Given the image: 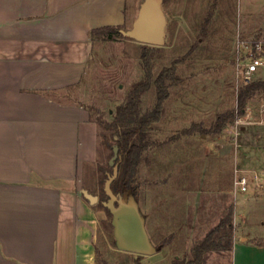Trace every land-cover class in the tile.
Returning a JSON list of instances; mask_svg holds the SVG:
<instances>
[{
	"label": "rangeland",
	"instance_id": "374dc122",
	"mask_svg": "<svg viewBox=\"0 0 264 264\" xmlns=\"http://www.w3.org/2000/svg\"><path fill=\"white\" fill-rule=\"evenodd\" d=\"M142 2L127 0L128 14L133 15L122 30L130 29ZM163 12L164 43L151 57V75L154 80L174 67L175 80H166L168 97L159 121L148 131L149 146L139 157L133 185L151 244L165 246L153 255L140 256V264L187 261L192 246L230 208L233 236L236 230L264 242V95L248 101L245 116L220 134L200 132L211 131L218 115L236 108L237 92L244 84L236 43L260 41L264 46V0H167ZM143 47L124 37L114 42L96 40L81 85L63 94L65 101L83 105L101 124L97 164L91 175L84 176L82 188L99 199L98 168L107 170L113 156L105 138L110 134L107 125L132 87L144 79ZM261 73L264 76V64L252 81ZM155 104L152 87L141 97L139 117L152 113ZM190 129L192 134H182ZM239 175L249 180L244 193L233 185ZM92 207L103 213L96 230V264H134V254L115 247L111 217L98 204ZM262 260L255 250L238 246L232 252L209 254L204 264H263Z\"/></svg>",
	"mask_w": 264,
	"mask_h": 264
},
{
	"label": "crops",
	"instance_id": "0c3cea01",
	"mask_svg": "<svg viewBox=\"0 0 264 264\" xmlns=\"http://www.w3.org/2000/svg\"><path fill=\"white\" fill-rule=\"evenodd\" d=\"M130 15L127 0H0V264H96L103 213L81 192L98 126L63 94L83 81L90 32ZM238 246L264 264V242L234 230Z\"/></svg>",
	"mask_w": 264,
	"mask_h": 264
},
{
	"label": "trees",
	"instance_id": "16d2710c",
	"mask_svg": "<svg viewBox=\"0 0 264 264\" xmlns=\"http://www.w3.org/2000/svg\"><path fill=\"white\" fill-rule=\"evenodd\" d=\"M166 2L167 0H163L162 7L165 6ZM208 23L209 19L205 21V25L207 26ZM121 30V26H106L94 29L90 32V38L93 43L98 39L114 42L117 38L122 37L120 33ZM158 49L159 47L144 45L141 56L144 79L132 87L126 98V103L117 107L113 120L107 125V130L110 133L108 137H105L108 143L107 147H111L112 155L113 147L116 146L118 148V157L115 161L118 173L116 179L110 186L111 191L116 196H120L124 192L130 190L135 197L136 188L133 184L139 157L149 146L147 137L151 125L158 122L161 117L163 103L168 97L167 85L165 84L166 80H175L174 67L164 69L158 77L153 80L150 60L154 52ZM152 87H154L156 91V104L154 110L152 113H147L139 117L141 97L149 92ZM260 95H264V81L255 80L244 83L237 92L236 108L218 115L212 125L211 131L202 129L200 132L204 134H220L225 126L233 124L238 118L245 116L247 102ZM95 123L97 126L101 125L100 123ZM193 132L194 129H190L183 131L182 134L188 135ZM110 142H112L111 146ZM106 168L107 170L102 167L98 168L99 180L102 187V198L99 199L98 206L111 217L110 212L102 206L104 199L107 200V196L103 191L104 182L107 179V174L112 173L108 163ZM232 215L233 208H230L226 216L223 217L202 240L192 246L189 253L190 258L187 259V261L174 258L173 264H204L207 256L211 253L231 252L233 248L234 229ZM164 246L165 245L161 244L159 248H163ZM140 260L141 258L138 256L133 260V263L140 264Z\"/></svg>",
	"mask_w": 264,
	"mask_h": 264
},
{
	"label": "water",
	"instance_id": "95a60500",
	"mask_svg": "<svg viewBox=\"0 0 264 264\" xmlns=\"http://www.w3.org/2000/svg\"><path fill=\"white\" fill-rule=\"evenodd\" d=\"M163 0H143L137 12V16L130 29L120 33L122 37L132 39L140 44L161 47L164 43L166 19L163 12ZM118 148L113 147V156L108 165L112 167V173L107 174L103 191L107 200L102 206L111 214L112 234L117 250L137 256L153 255L160 248L154 247L145 229L144 219L140 215L138 204L130 190L120 196L111 191V183L117 177ZM82 196L91 206L98 204V196L91 195L82 190Z\"/></svg>",
	"mask_w": 264,
	"mask_h": 264
},
{
	"label": "built area",
	"instance_id": "2783aa9c",
	"mask_svg": "<svg viewBox=\"0 0 264 264\" xmlns=\"http://www.w3.org/2000/svg\"><path fill=\"white\" fill-rule=\"evenodd\" d=\"M236 54H241L237 59L239 78L243 83H249L252 81L254 73L264 63V46L260 41H237ZM262 114H264V106ZM256 179L257 177L254 176V180ZM248 182V178L239 175L234 180V186L238 189L239 193H244L247 191Z\"/></svg>",
	"mask_w": 264,
	"mask_h": 264
}]
</instances>
